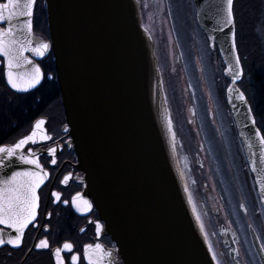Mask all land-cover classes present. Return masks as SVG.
Listing matches in <instances>:
<instances>
[{
  "label": "water",
  "instance_id": "95a60500",
  "mask_svg": "<svg viewBox=\"0 0 264 264\" xmlns=\"http://www.w3.org/2000/svg\"><path fill=\"white\" fill-rule=\"evenodd\" d=\"M192 1L210 48L218 50L224 63L223 75L229 81L226 101L264 206L260 190L264 146L255 132L259 129L263 133L257 121L252 124L248 105L238 98L243 78L233 84L227 71L230 64L234 66L238 48L231 47V26L220 23L222 13L217 8L222 0ZM45 2L49 50L54 57L70 146L77 157L85 192L94 200L103 228L123 263L216 264V259L223 261L222 245L230 248L233 263L238 261L233 251L238 249V239L231 222L223 228L227 235L221 233L222 243L211 222L213 211L209 206L217 201L220 211L224 209L186 92L167 0ZM0 22L7 25L6 21ZM29 54L40 56L25 53L33 65L38 64ZM181 87L182 92L178 91ZM229 87L238 91L229 93ZM181 117L196 136V164L206 168L205 186L210 190L207 200L202 198L193 156L180 132ZM18 152L28 155L23 149ZM28 168L34 166L23 163L19 155L5 158L0 164V179ZM15 235L14 230L11 236ZM252 239L264 264L261 243L255 234Z\"/></svg>",
  "mask_w": 264,
  "mask_h": 264
},
{
  "label": "flooded vegetation",
  "instance_id": "af4514ba",
  "mask_svg": "<svg viewBox=\"0 0 264 264\" xmlns=\"http://www.w3.org/2000/svg\"><path fill=\"white\" fill-rule=\"evenodd\" d=\"M3 2H6V0H0V3ZM185 2H188L194 11L193 1L185 0ZM244 6L247 8L248 13L247 17L244 19L241 18V20L237 11ZM234 9L236 14L237 45L244 41L250 44L259 45L263 51L264 0H236ZM193 14L194 21L198 26L195 12ZM33 23L34 36L36 38L35 41L39 42L40 40H44L49 42L50 34L48 30L45 0H38L34 9ZM244 25L247 27H244ZM0 27L6 28L7 25L4 22H0ZM245 28L248 29L249 33H245V37L242 38L239 31ZM201 31L203 32L205 42L209 45L205 32L202 29ZM208 47H210V45ZM33 58L44 72V79L33 90L21 93L14 91L7 84L5 64L3 58L0 57V97L4 94L9 99L0 103V146L12 144L19 138L27 135L32 130L33 125L37 120L44 119L46 121L44 126L47 128V133L52 136V139L49 141L37 142L36 144L29 143L24 146L23 152L28 154L29 149H31L32 151L39 153V161L43 168L48 171L49 177L39 189L41 199L36 222L30 224L25 230L23 242L18 248L13 247L11 244L0 246V264H56V258L54 255L55 248L62 247L65 242L71 243L73 249L71 252H68L67 250L62 252L64 264H73L71 261L72 255L78 256V260L75 264H89V261L85 256L84 246L95 243L102 244L105 250L112 254L111 257H106L105 264H124L117 253L114 242L105 232L104 228H102L99 233L96 231L95 222L98 221L101 225H104V222L100 218L94 200L85 192V185L81 178V171L77 166V157L74 149L70 146L68 129L65 131V128L67 127L52 51L49 50L43 57L40 56ZM174 101L177 104L178 101L176 94L174 95ZM22 102L24 103L22 104V110L17 113L15 108H17ZM223 104H225L224 100ZM226 111L227 115L230 117L231 113L229 108L226 109ZM261 112L263 120H260L258 118L259 116H256V113L255 116L259 127L264 134V109ZM184 123V118L181 117L180 132L184 135V129L186 127L188 133L194 137L192 147H188V149L193 156V161L195 163L194 170L199 178L201 192L203 193L202 198L207 200L210 190L205 186L207 183L206 168H201L196 164L197 155L199 154L196 136L190 127ZM232 123L236 130L234 120ZM186 144H188V141H186ZM52 147L57 148L55 155L57 163L55 165L51 164L52 157L47 151V149ZM208 160V163L211 165L210 167L216 184L218 198L224 209V212L223 210L220 211V207L217 206V201L211 205L209 203V207H211L213 213L216 207V213L211 214V222L214 230L217 232L215 234L219 237L218 241L220 243L223 242L221 233L223 237L224 235H227L224 233L223 228L224 226H229L230 221L238 239L237 246L240 255L237 256L236 254V259L239 261V264H262L254 246L252 235L255 234L261 245H264V206L259 197L253 175L248 167L246 159V165L242 167H244L243 170L247 172L248 178H239L241 186H239V189L237 188L238 191H236V195L238 194L237 203L240 207V212L247 223V246L244 245L238 228L233 222L231 208L228 209L227 204L229 203L227 202L222 185L220 187L219 181L216 180L214 169L209 157ZM65 177H69L66 184L63 183ZM55 192L61 194L59 201H57L53 195ZM77 193H80L85 199L92 202V208L90 211L82 213L77 210L72 202ZM64 200H67L69 203L64 204ZM245 208L248 209L247 212L245 211ZM48 213H51V215L49 216ZM0 228H4L5 236L14 233V229L7 228V226L0 225ZM81 229H84V231H81ZM45 238L49 241V248H36L35 245ZM229 251L230 248L222 245L223 261H221V264H234L229 257Z\"/></svg>",
  "mask_w": 264,
  "mask_h": 264
},
{
  "label": "snow or ice",
  "instance_id": "6c2138e0",
  "mask_svg": "<svg viewBox=\"0 0 264 264\" xmlns=\"http://www.w3.org/2000/svg\"><path fill=\"white\" fill-rule=\"evenodd\" d=\"M37 2L38 0H6V2L0 3V21L7 22L6 28L0 27V57L3 58L6 67V82L10 85L11 89L17 92H28L36 88L44 79L45 75L40 65H33L32 60L25 55V53L34 52L37 56L43 57L51 47L50 42L44 40L34 43L36 38L34 36L33 16ZM235 3L236 0H222L221 6L217 8V12L222 13L220 23L224 27L231 26L230 36L232 49H237ZM21 17H25L26 19L21 20ZM211 39L215 41L214 36ZM28 65H31L30 70L26 69ZM20 69L26 70L19 71ZM227 71L231 76L233 84L243 78L244 68L241 64V57L238 50L235 53L234 66L230 64ZM234 91L238 90L232 87L228 88L229 93ZM255 91L254 88L252 92L253 96H255ZM238 98L244 104L248 105V114L251 117L252 124L255 125L256 119L252 115V108L247 96L243 91H238ZM165 115L167 118V113ZM167 122L171 128V119L168 118ZM45 123L46 121L44 119L37 120L29 135L23 137L11 146H0V164L4 163L5 158H12L19 155V159L23 163L34 166V168L14 171L10 176L0 179V225L14 229L16 232L15 236L9 234V238L6 240L4 228H0V246L11 244L13 247L18 248L23 242L25 230L37 220L41 199L38 189L48 179L49 173L40 164L38 159L39 153L29 149L28 155H24L18 152V150L23 149L30 142L36 144L37 142L51 140L52 136L47 133V129L44 127ZM65 131H67V128H65ZM255 135L259 137L261 145L264 146V134H261L260 130L257 129ZM172 137L173 139L175 138V132H172ZM47 151L52 157L51 164L55 165L57 163L55 158L57 148L52 147L47 149ZM253 168H255V162H253ZM68 179L69 177H65L63 183L66 184ZM260 190L264 193V179L261 180ZM53 195L57 201L60 200L61 194L59 192H55ZM72 202L77 210L82 213L88 212L92 208V202L85 199L80 193L76 194ZM63 203L68 204L69 202L64 200ZM245 211L247 212L248 209L245 208ZM48 215L50 216L51 213H48ZM197 218L199 219V216ZM95 223L96 231L99 233L103 225L98 221ZM81 231H84V229H81ZM35 247L39 249L49 248L48 239L40 240ZM209 247L211 248V245ZM72 249L73 245L68 242H65L62 247L55 248L54 255L56 264H64L62 252L65 250L71 252ZM261 249H264V245H261ZM233 251L236 252L237 256L240 255L238 249H233ZM84 252L89 264H105L106 257H111L112 255L100 243L85 245ZM212 256L213 259H216L217 253L213 251ZM77 260V255L71 256L73 264ZM216 264H221V261L216 259ZM234 264H239V261H235Z\"/></svg>",
  "mask_w": 264,
  "mask_h": 264
},
{
  "label": "rangeland",
  "instance_id": "374dc122",
  "mask_svg": "<svg viewBox=\"0 0 264 264\" xmlns=\"http://www.w3.org/2000/svg\"><path fill=\"white\" fill-rule=\"evenodd\" d=\"M167 4L169 17L173 24V33L181 56V68L186 78L188 88L186 92L190 95L196 113L197 126L201 132L208 157L212 159L211 164H213L216 180L219 181L220 187L222 185L229 203L227 204L228 209L231 208L233 222L238 228L244 245L247 246V223L240 212L236 191L241 186L239 178L247 179L248 174L242 167L246 165L242 144L236 137L232 119L227 115L228 107L223 104V87L228 84L227 82L225 84L222 79L223 65L219 56L214 55L215 50L208 47L209 45L205 42L203 32L194 21V11L189 3L185 0H167ZM237 13L240 19H244L247 17L248 10L244 6ZM245 25L244 27H247ZM245 33H249L246 28L239 31L241 37H245ZM238 46L244 70H248L250 74L264 72V49L260 53L259 45L244 41L240 42ZM253 47L252 51L255 54L257 52L263 54L260 58H254L250 53ZM250 79V76L249 79L246 77L242 84L249 95L252 94ZM178 91L182 92L183 88L181 87ZM5 100L9 99L2 94L0 103ZM184 124L190 126L186 119ZM185 132L188 133L184 129Z\"/></svg>",
  "mask_w": 264,
  "mask_h": 264
},
{
  "label": "trees",
  "instance_id": "16d2710c",
  "mask_svg": "<svg viewBox=\"0 0 264 264\" xmlns=\"http://www.w3.org/2000/svg\"><path fill=\"white\" fill-rule=\"evenodd\" d=\"M243 38V37H242ZM257 47V46H256ZM252 50H254V47L250 50V53L253 54L254 58H260V56H262L260 53L262 48L259 50V52H257V54H255V52H253ZM244 64V63H243ZM249 76L251 77V93L253 92V89L255 88V96H253V94L248 95V98L251 102L252 107L254 108V111L256 113V116L260 119L263 120V116H262V110L264 109V72L260 71V72H256V73H252L250 74L248 72V70L245 71V76L243 81L241 82V86L245 80L246 77ZM243 88V87H242ZM244 89V88H243ZM22 104H24L23 102L21 104H19V106H17V108H15V110L17 111V113L20 112V110H22Z\"/></svg>",
  "mask_w": 264,
  "mask_h": 264
},
{
  "label": "bare ground",
  "instance_id": "6f19581e",
  "mask_svg": "<svg viewBox=\"0 0 264 264\" xmlns=\"http://www.w3.org/2000/svg\"><path fill=\"white\" fill-rule=\"evenodd\" d=\"M186 7V6H185ZM185 10L187 11V7L185 8ZM45 127V126H44ZM47 129V128H46ZM185 130H187V128L185 127ZM188 131V130H187ZM184 136V138H185V140L186 141H188V147H192V141L194 140L193 138L194 137H192V135L191 134H188L187 132H185V134L183 135ZM3 146V145H2ZM210 160H212V159H210ZM212 163V162H211ZM213 165V164H212ZM38 193H39V189H38Z\"/></svg>",
  "mask_w": 264,
  "mask_h": 264
}]
</instances>
